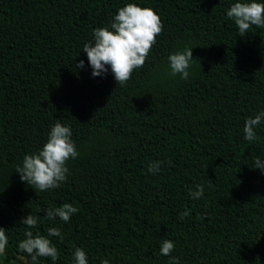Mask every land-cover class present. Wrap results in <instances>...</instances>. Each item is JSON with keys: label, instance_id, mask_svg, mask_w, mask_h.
Masks as SVG:
<instances>
[{"label": "trees", "instance_id": "16d2710c", "mask_svg": "<svg viewBox=\"0 0 264 264\" xmlns=\"http://www.w3.org/2000/svg\"><path fill=\"white\" fill-rule=\"evenodd\" d=\"M152 8L162 34L123 86L111 70L93 77L82 48L127 3ZM237 0H0V227L9 243L0 264H264V122L244 139L245 120L264 111V28L240 36L226 10ZM264 3V0H257ZM192 48L189 78L168 56ZM84 61L83 68L76 64ZM198 61V62H197ZM70 126L79 156L61 187L41 192L15 167ZM152 161L160 171L148 172ZM170 162V163H168ZM204 186L200 199L188 189ZM70 203L65 223L45 210ZM189 210L183 220L179 214ZM59 258L18 252L26 214ZM164 239L174 242L160 254Z\"/></svg>", "mask_w": 264, "mask_h": 264}, {"label": "clouds", "instance_id": "9594fccd", "mask_svg": "<svg viewBox=\"0 0 264 264\" xmlns=\"http://www.w3.org/2000/svg\"><path fill=\"white\" fill-rule=\"evenodd\" d=\"M228 19L234 21L239 35L245 36L255 26L257 29L264 28V3L257 0H237L226 10ZM163 23L156 12L149 7H141L136 3H127L117 9L110 27H98L93 30V41L83 45V52L87 55L93 77L103 76L109 69L116 81L121 86L125 85L136 69L142 68L156 43V38L162 34ZM196 61L192 55V48L185 47L182 51H176L168 56L170 74L179 75L181 79L189 78V69L192 62ZM198 62V61H197ZM77 68L84 67V61L76 64ZM264 122V111L245 120L243 133L247 141L257 139L256 128ZM70 126L57 122L51 126L46 142L36 152L26 154L22 163L15 167L20 180L26 182L34 190L41 192L61 187L67 181L69 169L67 162L79 156L76 144L72 140ZM162 161H152L148 165V172L157 174ZM170 163V162H168ZM264 174V159L260 156L254 158V167ZM202 184L195 185V190L189 188L191 199H200L204 194ZM78 211L70 203H64L58 207H49L45 210V219L54 220L59 218L68 223L73 214ZM189 215V210L179 214L183 220ZM40 217L26 214L20 221L25 227L24 239L18 243V252L36 260L40 257L51 258L56 261L59 251L50 237H57L63 241L62 232L57 227H49L47 235L31 231L38 226ZM9 238L6 230L0 227V256H4ZM174 242L164 239L160 246V254L170 255L174 250ZM73 264H88L86 252L76 247L73 252ZM100 264H109V260L103 259ZM172 264H178L173 257Z\"/></svg>", "mask_w": 264, "mask_h": 264}, {"label": "water", "instance_id": "95a60500", "mask_svg": "<svg viewBox=\"0 0 264 264\" xmlns=\"http://www.w3.org/2000/svg\"><path fill=\"white\" fill-rule=\"evenodd\" d=\"M17 258H18L20 261H22V262H24L25 264H27V259H26L25 257H23V256H21V255H18Z\"/></svg>", "mask_w": 264, "mask_h": 264}]
</instances>
